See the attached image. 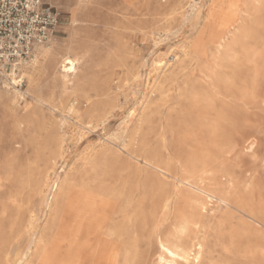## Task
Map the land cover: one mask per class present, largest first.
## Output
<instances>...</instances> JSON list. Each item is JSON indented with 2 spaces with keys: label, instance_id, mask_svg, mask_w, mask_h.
Returning <instances> with one entry per match:
<instances>
[{
  "label": "rangeland",
  "instance_id": "rangeland-1",
  "mask_svg": "<svg viewBox=\"0 0 264 264\" xmlns=\"http://www.w3.org/2000/svg\"><path fill=\"white\" fill-rule=\"evenodd\" d=\"M171 1L42 0L60 12L61 23L41 46L63 53L75 30L73 54L84 60L74 88L58 66L49 69L39 58L32 69L36 46L18 67L20 82L7 72L0 85L21 93L14 106L0 98V264L16 251L24 256L14 264H62L71 242L59 221V182L67 174L78 178L86 164L137 185L136 199H170L158 223L134 222L115 264H160L158 239L181 247L184 259L176 264H192L188 248L198 239L205 244L199 264H264V0L236 1L234 17L255 40L232 94L223 81L238 33L218 48L198 33L201 25L184 22L205 15L210 0H182L177 14L164 17ZM72 103L89 114L74 118ZM145 158L167 173L147 168Z\"/></svg>",
  "mask_w": 264,
  "mask_h": 264
},
{
  "label": "bare ground",
  "instance_id": "bare-ground-1",
  "mask_svg": "<svg viewBox=\"0 0 264 264\" xmlns=\"http://www.w3.org/2000/svg\"><path fill=\"white\" fill-rule=\"evenodd\" d=\"M236 1L210 0L205 15L198 12L195 16L187 15L184 19V22L190 23L191 26L201 25L198 33H204L205 37L216 40L218 48L224 47V41L228 35H235L234 30L238 33L239 38L233 40L226 51V55L231 60L230 75L223 81L227 86V94L239 91L240 68L245 65L244 62L252 54L253 40H255V36L251 35L249 29L240 27L239 20L234 17ZM182 8V0H172L168 8L161 12V15L169 17L177 14ZM75 22L77 20L74 19L73 23ZM231 28L233 29L231 30ZM76 34L75 30L71 31L69 39L62 47L63 53L52 45L38 47L34 55L32 69H34L36 59L40 58L44 63H48L49 69L58 66L61 71L60 77L65 83L71 81L72 87L75 88L78 82L77 73L84 60V57L73 54L76 50ZM27 76L30 79V73ZM2 88L5 89L0 90V98L6 99L8 105L14 106L16 99L21 97V93L16 90L10 92L7 86ZM152 92L158 94L157 89ZM68 111L74 118H80L89 114L90 109L88 107L81 111L77 103H72ZM218 117V120H224L221 114ZM23 119L22 117L18 118L19 129ZM58 143L57 150L60 154L62 149L60 138H58ZM187 158L192 169L196 167L194 157L189 154ZM144 165L150 170L167 173L160 164L150 158L144 159ZM2 175L3 173L0 175V180ZM171 177L178 179L185 186H193L185 176L171 175ZM40 186L41 182L38 179L35 182L37 193L40 192ZM199 191L205 195L206 199L227 203L219 193ZM58 193L60 196L59 221H61L67 240L71 242V247H67L64 252L62 264H83L84 257L87 258L89 264H115V256L124 246L134 222L142 223L150 220V222L158 223L170 205L169 197L157 196L148 201L142 198L136 199V194L139 193L137 185L96 164L84 165L83 172L78 178H74L70 174L65 175L59 182ZM43 202L46 206L48 205L47 199ZM25 229L27 233H30L27 251L31 252L35 247L36 237L32 232L33 227L30 219L27 221ZM183 229L184 227L181 230L183 231ZM158 249L160 264H176L177 260L184 259L180 254L181 247L177 244L167 246L158 239ZM204 249L205 244L199 239L190 244L188 251L192 256V264L201 262ZM23 256L24 254L16 251L12 256L14 258L6 256L3 262L4 264H14L12 260L14 259L20 263Z\"/></svg>",
  "mask_w": 264,
  "mask_h": 264
},
{
  "label": "built area",
  "instance_id": "built-area-1",
  "mask_svg": "<svg viewBox=\"0 0 264 264\" xmlns=\"http://www.w3.org/2000/svg\"><path fill=\"white\" fill-rule=\"evenodd\" d=\"M60 23V12L42 0H0V85L7 72L20 82L18 67L55 37Z\"/></svg>",
  "mask_w": 264,
  "mask_h": 264
}]
</instances>
